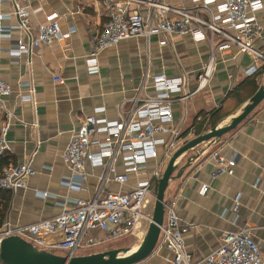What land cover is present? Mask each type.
I'll return each mask as SVG.
<instances>
[{"label":"crops","instance_id":"obj_1","mask_svg":"<svg viewBox=\"0 0 264 264\" xmlns=\"http://www.w3.org/2000/svg\"><path fill=\"white\" fill-rule=\"evenodd\" d=\"M99 1L0 0V14L11 12L17 2L31 8L33 24L45 22L48 13L57 11L61 15L63 31L71 26L76 28L67 43L43 44L18 62L8 52L20 37L15 28L18 18L13 16L4 21L6 27L14 26L11 37H0V80L13 90L5 97L6 107L14 114L7 135L12 147L7 154L9 165L27 161L35 172L24 188L1 190L2 223L10 220L29 224L47 219L60 214L65 201L71 204L74 198L89 197L94 193L98 182L94 174L81 191L69 190L64 185L71 171L64 163L62 153L74 138L81 119L91 114L95 107L105 106V115L116 119L119 104L136 94L146 72L186 76L188 88L193 90L197 86L198 73L208 62L210 47L206 40L195 42L190 35H184L160 45L159 37H152L147 43L145 37L140 36L122 40L102 51L98 55V68L90 70L86 56L93 49V30L101 27L107 19ZM167 1L181 5L179 0ZM216 1L221 3L224 0ZM183 5L192 7V0H185ZM140 8L147 10L146 6ZM212 8L215 9L216 5ZM257 17L264 25V13L258 11ZM215 37L216 41L222 40L220 35ZM66 44L69 50H65ZM255 46L264 49V30ZM253 63L254 57L250 53L241 52L234 46L227 49L223 58L217 60L209 85L187 101L174 104L176 123L186 117V130L201 111L220 106L250 76L245 71ZM263 66L264 63L259 68L260 85L264 84ZM54 75L63 77L64 81H55ZM24 85L33 87V100H20L21 94L27 93L22 88ZM146 91L154 92L151 86ZM248 101L246 99L237 112L218 126L238 114ZM3 114L0 111V126ZM217 149L227 158L237 156L233 175L213 177L211 154ZM194 155L196 158L183 174L170 181L165 195L166 201L179 200V214L185 222L201 225V228H191L184 234L188 255L195 262L219 245L223 232L250 225L254 227L253 236L260 245L264 264V101L215 144L202 145L185 154L180 165ZM203 185L208 186L204 194L200 192ZM93 233L103 235L98 231ZM113 242H106L92 251L118 248ZM172 256L171 250L161 246L138 264H168Z\"/></svg>","mask_w":264,"mask_h":264},{"label":"built area","instance_id":"obj_2","mask_svg":"<svg viewBox=\"0 0 264 264\" xmlns=\"http://www.w3.org/2000/svg\"><path fill=\"white\" fill-rule=\"evenodd\" d=\"M179 1L180 6L167 0H101L107 19L101 27L93 30V49L86 56V64L90 70H96L98 55L125 39L142 36L149 43L156 36L160 38V45H165L176 37L190 35L195 42L208 41L210 47L208 62L197 75L196 88H188L186 76L146 72L136 94L119 104L116 119L105 115V106L95 107L91 114L81 119L74 138L62 153V159L71 171L64 185L69 190L81 191L94 174L98 179L94 193L89 197L74 198L71 204L65 201L62 212L47 219L29 224L3 222L0 225V246L5 238L18 235L39 248L62 249L65 255L75 256L99 248L106 242L142 236L152 221L153 209L146 207V201L152 195L153 181L162 176L165 159L191 138L182 136L186 117L176 123L174 104L187 101L206 88L217 60L223 58V53L232 46L254 57L253 65L245 71L247 75L255 74L264 63V49L255 46L264 30L257 17L258 11L264 13L262 0H224L221 3L192 0V7L183 5L185 0ZM213 5H216L215 9ZM141 6H146L147 10H141ZM31 14L28 5L17 2L11 12L0 14V37L12 35L14 26L6 27L4 21L13 16L18 18L15 28L20 37L8 50L18 62L43 44L67 43L76 32L74 26L62 30L61 15L57 11L48 13L46 21L38 24L32 23ZM216 35L222 40L216 41ZM65 50H69L67 44ZM54 80L64 81L59 75H54ZM148 86L153 88L152 94L146 91ZM23 87L27 93L21 94L20 100H33V87ZM12 93L11 86L0 80V111L4 113L0 126V157L12 149L7 135L14 114L5 105V97ZM211 159L213 177L235 173L236 155L227 158L217 149L212 152ZM34 172L32 164L27 161L5 166L0 170V189L18 191L27 185ZM207 189L208 186L203 185L200 192L204 194ZM191 228L199 229L201 225L182 219L177 198L166 201L156 248L165 246L171 250L173 256L168 264L263 262L260 245L253 236L254 227L250 225L223 232L219 245L194 262L184 242V234ZM97 231L103 235L93 233ZM60 233L61 237L57 238Z\"/></svg>","mask_w":264,"mask_h":264},{"label":"water","instance_id":"obj_3","mask_svg":"<svg viewBox=\"0 0 264 264\" xmlns=\"http://www.w3.org/2000/svg\"><path fill=\"white\" fill-rule=\"evenodd\" d=\"M264 101V84L227 123L215 126L196 137H191L173 155L165 159V170L159 178L152 221L141 243L134 249L118 247L105 251L75 256L59 255L39 248L25 238L14 235L5 238L0 246V264H138L148 258L155 250L160 239V226L165 217V195L170 181L180 177L196 155L180 165V159L198 147L220 139L238 127ZM177 171L176 175L174 172Z\"/></svg>","mask_w":264,"mask_h":264},{"label":"trees","instance_id":"obj_4","mask_svg":"<svg viewBox=\"0 0 264 264\" xmlns=\"http://www.w3.org/2000/svg\"><path fill=\"white\" fill-rule=\"evenodd\" d=\"M264 66L262 67V69ZM258 70L255 74L248 76L245 81L239 86L238 89L233 90L227 97V99L216 108L210 111H201L200 114L194 119L192 125L183 131L182 136L192 134V137H196L202 133H205L212 127L218 126L222 121L228 118L233 113L237 112L241 108L244 101L249 100L259 89V74ZM8 154V153H7ZM5 154L0 157V170L9 166L8 155ZM13 165V164H10ZM3 189H0V192ZM8 191V190H3ZM2 221L0 220V225ZM94 251L82 252L81 254L94 253Z\"/></svg>","mask_w":264,"mask_h":264},{"label":"rangeland","instance_id":"obj_5","mask_svg":"<svg viewBox=\"0 0 264 264\" xmlns=\"http://www.w3.org/2000/svg\"><path fill=\"white\" fill-rule=\"evenodd\" d=\"M158 183H159V178L155 179L153 181V185H152V189H151V193H152V197L150 199V207L153 209L154 207V204H155V195L157 193V188H158ZM146 228V227H145ZM148 228V226H147ZM147 228L145 229V231H143V234L142 236L140 237H137V236H130V237H127V238H122L120 240H117L115 242H113V246H117V247H123V248H135L137 247L141 241L143 240V235H145L146 231H147ZM51 252L53 253H56V254H59V255H65V252L64 250L62 249H55V250H51Z\"/></svg>","mask_w":264,"mask_h":264},{"label":"bare ground","instance_id":"obj_6","mask_svg":"<svg viewBox=\"0 0 264 264\" xmlns=\"http://www.w3.org/2000/svg\"><path fill=\"white\" fill-rule=\"evenodd\" d=\"M151 197H152V196L150 195V196L147 198V201H146V207H147V208H150V202H151L150 199H151ZM133 249H134V248H133Z\"/></svg>","mask_w":264,"mask_h":264}]
</instances>
